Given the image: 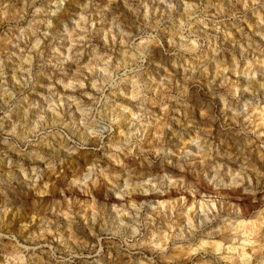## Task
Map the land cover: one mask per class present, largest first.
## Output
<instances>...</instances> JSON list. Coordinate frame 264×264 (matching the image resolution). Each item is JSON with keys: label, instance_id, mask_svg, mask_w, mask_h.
Instances as JSON below:
<instances>
[{"label": "rangeland", "instance_id": "1", "mask_svg": "<svg viewBox=\"0 0 264 264\" xmlns=\"http://www.w3.org/2000/svg\"><path fill=\"white\" fill-rule=\"evenodd\" d=\"M0 264H264V0H0Z\"/></svg>", "mask_w": 264, "mask_h": 264}]
</instances>
